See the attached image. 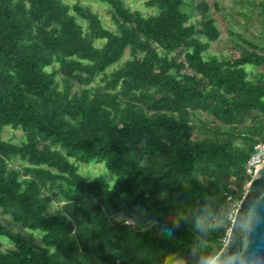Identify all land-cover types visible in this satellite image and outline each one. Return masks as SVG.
I'll return each mask as SVG.
<instances>
[{
    "label": "trees",
    "instance_id": "obj_1",
    "mask_svg": "<svg viewBox=\"0 0 264 264\" xmlns=\"http://www.w3.org/2000/svg\"><path fill=\"white\" fill-rule=\"evenodd\" d=\"M104 1L113 28L79 2L0 0V216L20 227L0 218V264L216 255L251 178L264 46L210 55L221 32L202 0L196 22L191 0H144L158 9L148 15ZM258 8L264 17V0ZM7 126L24 139H3ZM70 158L103 163L113 183ZM198 220L216 227L202 232Z\"/></svg>",
    "mask_w": 264,
    "mask_h": 264
},
{
    "label": "rangeland",
    "instance_id": "obj_2",
    "mask_svg": "<svg viewBox=\"0 0 264 264\" xmlns=\"http://www.w3.org/2000/svg\"><path fill=\"white\" fill-rule=\"evenodd\" d=\"M68 4L79 2L83 6L89 7L93 12L97 13L104 25L108 28H113L108 13V4L104 0H63ZM132 10H138L144 15L156 14L157 7H147L144 0H123ZM201 0H191L193 5V16L191 22H196L199 18L195 9V4ZM208 4L210 8V16L215 19L216 25L221 34L219 40L213 42L209 49L210 55H215L219 58L230 55V52L236 51L240 53L243 48L250 50V43H254L259 47L264 46V17L261 16L258 5L262 0H202ZM183 9V8H182ZM234 31L235 35H230L229 30ZM240 36V37H238ZM101 45L102 42H98ZM127 51L125 53V58ZM2 137L13 143H20L23 138V133L20 129H14L7 126L2 131ZM70 161L78 167V171L88 178L100 176L110 184L114 181V174L110 172L103 163L91 160L88 163L77 161L75 158H70ZM15 164L18 161H14ZM59 206L58 202L54 201L49 212L53 213ZM1 220L9 227L19 229L17 224H14L10 218L0 216ZM22 233L25 236L32 235L33 241L40 243L38 232H30L28 228H22ZM6 247V246H5ZM4 247V248H5Z\"/></svg>",
    "mask_w": 264,
    "mask_h": 264
},
{
    "label": "water",
    "instance_id": "obj_3",
    "mask_svg": "<svg viewBox=\"0 0 264 264\" xmlns=\"http://www.w3.org/2000/svg\"><path fill=\"white\" fill-rule=\"evenodd\" d=\"M244 223L250 224V232L242 230ZM214 256L222 262L234 257L237 264H264V161L247 183L220 251L213 255L187 250L177 264H202Z\"/></svg>",
    "mask_w": 264,
    "mask_h": 264
},
{
    "label": "built area",
    "instance_id": "obj_4",
    "mask_svg": "<svg viewBox=\"0 0 264 264\" xmlns=\"http://www.w3.org/2000/svg\"><path fill=\"white\" fill-rule=\"evenodd\" d=\"M263 161H264V139L262 141H260V142H257L253 146V150H252V152L250 154V157L248 158V160L246 162V165H245L246 175L249 176V177H252L254 172L256 171V168ZM239 201L233 200L229 204V208L227 210V219L228 220L231 221L233 219L235 211H236L237 206L239 204Z\"/></svg>",
    "mask_w": 264,
    "mask_h": 264
},
{
    "label": "clouds",
    "instance_id": "obj_5",
    "mask_svg": "<svg viewBox=\"0 0 264 264\" xmlns=\"http://www.w3.org/2000/svg\"><path fill=\"white\" fill-rule=\"evenodd\" d=\"M197 229H199L202 232H208L209 230L213 229L214 227H216V225L207 223L203 220H198L197 221V225H196ZM242 230L244 231H251V226L248 223H244L241 225ZM202 264H237V261L234 257H230L225 261H221L220 257H211L205 261L202 262Z\"/></svg>",
    "mask_w": 264,
    "mask_h": 264
},
{
    "label": "flooded vegetation",
    "instance_id": "obj_6",
    "mask_svg": "<svg viewBox=\"0 0 264 264\" xmlns=\"http://www.w3.org/2000/svg\"><path fill=\"white\" fill-rule=\"evenodd\" d=\"M203 254V253H202Z\"/></svg>",
    "mask_w": 264,
    "mask_h": 264
}]
</instances>
